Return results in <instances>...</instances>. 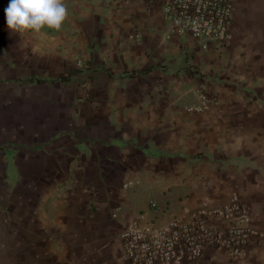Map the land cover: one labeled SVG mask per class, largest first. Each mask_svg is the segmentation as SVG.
Returning <instances> with one entry per match:
<instances>
[{"label":"crops","instance_id":"obj_1","mask_svg":"<svg viewBox=\"0 0 264 264\" xmlns=\"http://www.w3.org/2000/svg\"><path fill=\"white\" fill-rule=\"evenodd\" d=\"M162 2L0 0V181L28 258L128 264L134 216L236 197L262 238L187 264H264V0H232L219 51L172 32Z\"/></svg>","mask_w":264,"mask_h":264},{"label":"built area","instance_id":"obj_2","mask_svg":"<svg viewBox=\"0 0 264 264\" xmlns=\"http://www.w3.org/2000/svg\"><path fill=\"white\" fill-rule=\"evenodd\" d=\"M163 20L178 36H189L202 50L226 47L234 19L232 0H163ZM79 64V62H78ZM218 100L202 97L199 110ZM160 211L157 202H150ZM262 234L252 225L250 209L236 197L224 204L203 200L194 210L162 225L134 216L119 234L121 257L128 264H187L200 260L208 249L239 260Z\"/></svg>","mask_w":264,"mask_h":264},{"label":"rangeland","instance_id":"obj_3","mask_svg":"<svg viewBox=\"0 0 264 264\" xmlns=\"http://www.w3.org/2000/svg\"><path fill=\"white\" fill-rule=\"evenodd\" d=\"M18 217V210L13 205L9 189L0 181V264H44L41 258H28L24 251L16 250L17 242L11 237L13 223ZM3 222V223H2ZM19 243V242H18ZM25 244V242L20 241ZM19 243V244H20ZM26 251V250H25ZM48 264H56L47 261Z\"/></svg>","mask_w":264,"mask_h":264}]
</instances>
